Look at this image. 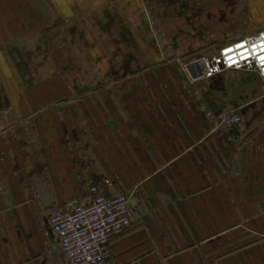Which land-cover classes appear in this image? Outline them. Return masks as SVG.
Instances as JSON below:
<instances>
[{"label": "crops", "instance_id": "0c3cea01", "mask_svg": "<svg viewBox=\"0 0 264 264\" xmlns=\"http://www.w3.org/2000/svg\"><path fill=\"white\" fill-rule=\"evenodd\" d=\"M252 18L264 0H0V264H65L46 217L91 185L134 212L105 264H264V126L216 127L171 61Z\"/></svg>", "mask_w": 264, "mask_h": 264}, {"label": "built area", "instance_id": "2783aa9c", "mask_svg": "<svg viewBox=\"0 0 264 264\" xmlns=\"http://www.w3.org/2000/svg\"><path fill=\"white\" fill-rule=\"evenodd\" d=\"M179 65L189 82L210 80L225 70H250L258 78L259 96L264 97V31L235 38L210 54ZM240 121V114L230 110L215 126L236 128ZM133 216L127 193L105 194L91 185L86 200L53 209L46 225L58 242L65 264H105L109 238L128 228Z\"/></svg>", "mask_w": 264, "mask_h": 264}, {"label": "rangeland", "instance_id": "374dc122", "mask_svg": "<svg viewBox=\"0 0 264 264\" xmlns=\"http://www.w3.org/2000/svg\"><path fill=\"white\" fill-rule=\"evenodd\" d=\"M155 8L156 7L147 6L144 7V9L142 8V11L145 16H147L149 11ZM251 21L250 28L246 30L247 33L250 34L256 30H262L260 28L259 22L255 23L253 18ZM146 24L147 32L150 35L151 32H154L153 28L155 26L151 21H146ZM191 24L193 27L195 26L194 23ZM201 24L202 23H200V26ZM202 26L205 28H199L198 32L200 33L202 31L201 33L205 34L207 32V35L210 34L211 27L206 24H202ZM161 27L162 26H159V24H156V29H158V31L154 33V37L152 35L156 41L157 47H159L161 42L164 40L165 45L168 46L169 43L168 39L165 38L163 33H160L162 32L161 30H163ZM223 43L226 42H222L220 44H217L216 42L203 44L198 49L186 52L182 55L172 56L171 61L175 62L177 65L182 78L186 79V76L180 68V63L188 62L200 55L210 54ZM165 45H161L160 48H166ZM195 81L199 82L200 88L202 87V93L206 96L207 104L218 109L220 117L225 112L236 110L241 116V121L238 125L240 128L246 127V129H257L264 126V97L259 96L258 78L254 72L250 70H225L210 80L197 79L192 82H187L192 84ZM238 126L236 128H238Z\"/></svg>", "mask_w": 264, "mask_h": 264}, {"label": "trees", "instance_id": "16d2710c", "mask_svg": "<svg viewBox=\"0 0 264 264\" xmlns=\"http://www.w3.org/2000/svg\"><path fill=\"white\" fill-rule=\"evenodd\" d=\"M186 0H155L156 3L166 5V4H172L176 2H184Z\"/></svg>", "mask_w": 264, "mask_h": 264}]
</instances>
